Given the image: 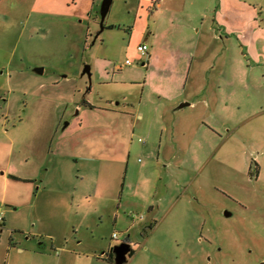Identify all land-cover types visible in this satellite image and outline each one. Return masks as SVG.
Here are the masks:
<instances>
[{"label": "rangeland", "instance_id": "rangeland-1", "mask_svg": "<svg viewBox=\"0 0 264 264\" xmlns=\"http://www.w3.org/2000/svg\"><path fill=\"white\" fill-rule=\"evenodd\" d=\"M102 1L0 0V166L11 140L107 142L125 264H264V0H113L101 30Z\"/></svg>", "mask_w": 264, "mask_h": 264}, {"label": "crops", "instance_id": "crops-1", "mask_svg": "<svg viewBox=\"0 0 264 264\" xmlns=\"http://www.w3.org/2000/svg\"><path fill=\"white\" fill-rule=\"evenodd\" d=\"M205 90L194 87L189 94L197 97ZM209 90L220 93L215 87ZM203 100H191L187 95L184 101L189 104L183 107L197 109ZM180 105L170 107L168 115L175 116ZM55 138L47 152L43 142L41 151L31 146V140H24L25 147L19 142V148L16 140L9 142L6 161H2L5 166H0V210L4 213L0 264H10L16 254L32 256L31 264H79L82 260L106 264L114 242L122 238H113L116 231L104 232L121 223L127 234L123 241L129 242L127 237L139 228L123 216L137 208L133 199L126 198V182L122 186L116 182L124 157L109 156L107 142H99L93 154L90 138L74 141L75 137L64 133Z\"/></svg>", "mask_w": 264, "mask_h": 264}, {"label": "water", "instance_id": "water-1", "mask_svg": "<svg viewBox=\"0 0 264 264\" xmlns=\"http://www.w3.org/2000/svg\"><path fill=\"white\" fill-rule=\"evenodd\" d=\"M113 0H103L100 7V15H101V30L104 29V21L105 18L110 11ZM37 71L43 72V68H37ZM84 73H88L91 76L90 65H86L84 68ZM188 102L181 103L180 107L188 105ZM226 215H231L230 212H226ZM114 253V263L115 264H125L130 256L132 246L129 242L123 241L119 244L113 246Z\"/></svg>", "mask_w": 264, "mask_h": 264}, {"label": "built area", "instance_id": "built-area-1", "mask_svg": "<svg viewBox=\"0 0 264 264\" xmlns=\"http://www.w3.org/2000/svg\"><path fill=\"white\" fill-rule=\"evenodd\" d=\"M148 50H149V47H148V45L146 43H141V44L138 45V51H140V53L142 55L147 54ZM126 63L127 64H131V61L127 60ZM3 220H4V213L0 210V224L3 222ZM118 237H119L118 233L115 232L113 234V238H118Z\"/></svg>", "mask_w": 264, "mask_h": 264}, {"label": "trees", "instance_id": "trees-1", "mask_svg": "<svg viewBox=\"0 0 264 264\" xmlns=\"http://www.w3.org/2000/svg\"><path fill=\"white\" fill-rule=\"evenodd\" d=\"M114 27H116V26H115V25H110V26H109V28H114ZM84 103L87 104V105H89L88 102H87L86 100H84ZM134 253H135V250L132 249V250H131V253H130V256H132ZM108 255H109V256L106 258L107 263H108V264H114V255H113V253L110 252Z\"/></svg>", "mask_w": 264, "mask_h": 264}, {"label": "flooded vegetation", "instance_id": "flooded-vegetation-1", "mask_svg": "<svg viewBox=\"0 0 264 264\" xmlns=\"http://www.w3.org/2000/svg\"><path fill=\"white\" fill-rule=\"evenodd\" d=\"M111 252L113 253V249H111ZM113 255H114V253H113Z\"/></svg>", "mask_w": 264, "mask_h": 264}]
</instances>
